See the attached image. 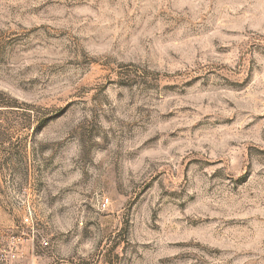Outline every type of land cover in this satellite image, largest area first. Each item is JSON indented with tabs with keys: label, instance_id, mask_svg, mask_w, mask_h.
I'll list each match as a JSON object with an SVG mask.
<instances>
[{
	"label": "rangeland",
	"instance_id": "374dc122",
	"mask_svg": "<svg viewBox=\"0 0 264 264\" xmlns=\"http://www.w3.org/2000/svg\"><path fill=\"white\" fill-rule=\"evenodd\" d=\"M0 264H264V0H0Z\"/></svg>",
	"mask_w": 264,
	"mask_h": 264
},
{
	"label": "built area",
	"instance_id": "2783aa9c",
	"mask_svg": "<svg viewBox=\"0 0 264 264\" xmlns=\"http://www.w3.org/2000/svg\"><path fill=\"white\" fill-rule=\"evenodd\" d=\"M101 207H102V208H105V207H106V203L103 202V203L101 204ZM23 222H24V223H28V218H24V219H23Z\"/></svg>",
	"mask_w": 264,
	"mask_h": 264
}]
</instances>
